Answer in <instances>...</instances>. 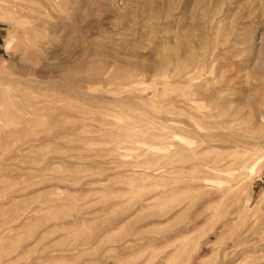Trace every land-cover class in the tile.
Wrapping results in <instances>:
<instances>
[{"label": "rangeland", "instance_id": "rangeland-1", "mask_svg": "<svg viewBox=\"0 0 264 264\" xmlns=\"http://www.w3.org/2000/svg\"><path fill=\"white\" fill-rule=\"evenodd\" d=\"M0 264H264V0H0Z\"/></svg>", "mask_w": 264, "mask_h": 264}]
</instances>
